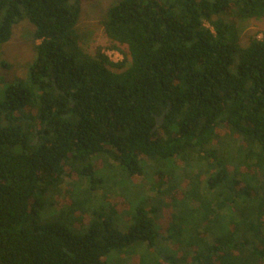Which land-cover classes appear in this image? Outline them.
<instances>
[{
    "label": "trees",
    "instance_id": "obj_1",
    "mask_svg": "<svg viewBox=\"0 0 264 264\" xmlns=\"http://www.w3.org/2000/svg\"><path fill=\"white\" fill-rule=\"evenodd\" d=\"M81 12L0 0V44L40 41L0 98V264H264V0H116L118 62Z\"/></svg>",
    "mask_w": 264,
    "mask_h": 264
},
{
    "label": "rangeland",
    "instance_id": "obj_2",
    "mask_svg": "<svg viewBox=\"0 0 264 264\" xmlns=\"http://www.w3.org/2000/svg\"><path fill=\"white\" fill-rule=\"evenodd\" d=\"M115 1L116 0H81L82 12L78 27L82 36V46L88 53L94 55L96 49L101 47L103 48V52L107 54L112 61L118 62L124 58V55L121 50L110 47V41L104 32L102 23L109 7ZM243 21L240 23L242 29L241 44L243 46L248 45L253 37L257 38L260 34L264 37V18ZM34 32L35 26L28 19L21 20L13 25L11 38L7 42L0 44V98L5 95L6 89L10 83L28 77L29 67L36 58L35 44L40 42L39 40H34ZM122 48L126 49L125 46ZM232 69L236 71V63L233 65ZM226 138L227 140H232L231 135L226 134ZM225 151L226 157H231L229 150L226 149ZM115 170L117 171V169ZM126 175L127 177H125V179H129V175L127 173ZM132 181L136 182L137 178L133 177ZM120 216L121 219H127V215L125 214ZM113 256L117 260L116 264H125V255L123 253H113L110 259L113 258Z\"/></svg>",
    "mask_w": 264,
    "mask_h": 264
},
{
    "label": "water",
    "instance_id": "obj_3",
    "mask_svg": "<svg viewBox=\"0 0 264 264\" xmlns=\"http://www.w3.org/2000/svg\"><path fill=\"white\" fill-rule=\"evenodd\" d=\"M164 118H165V115H163L162 117L157 116V118H156L157 119V126L163 123Z\"/></svg>",
    "mask_w": 264,
    "mask_h": 264
},
{
    "label": "built area",
    "instance_id": "obj_4",
    "mask_svg": "<svg viewBox=\"0 0 264 264\" xmlns=\"http://www.w3.org/2000/svg\"><path fill=\"white\" fill-rule=\"evenodd\" d=\"M259 40H264V37H262V35L260 34V35H258V37H257Z\"/></svg>",
    "mask_w": 264,
    "mask_h": 264
}]
</instances>
